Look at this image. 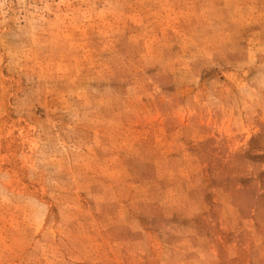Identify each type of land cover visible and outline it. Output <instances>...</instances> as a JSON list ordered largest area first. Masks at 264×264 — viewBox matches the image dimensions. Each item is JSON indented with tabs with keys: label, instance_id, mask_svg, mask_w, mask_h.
Returning a JSON list of instances; mask_svg holds the SVG:
<instances>
[{
	"label": "rangeland",
	"instance_id": "374dc122",
	"mask_svg": "<svg viewBox=\"0 0 264 264\" xmlns=\"http://www.w3.org/2000/svg\"><path fill=\"white\" fill-rule=\"evenodd\" d=\"M0 264H264V0H0Z\"/></svg>",
	"mask_w": 264,
	"mask_h": 264
}]
</instances>
